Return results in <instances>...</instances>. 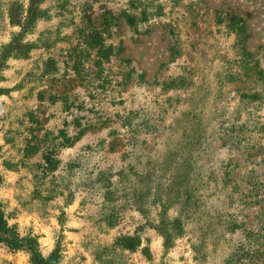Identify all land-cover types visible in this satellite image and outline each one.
Listing matches in <instances>:
<instances>
[{
    "label": "rangeland",
    "instance_id": "1",
    "mask_svg": "<svg viewBox=\"0 0 264 264\" xmlns=\"http://www.w3.org/2000/svg\"><path fill=\"white\" fill-rule=\"evenodd\" d=\"M39 7L0 63L8 224L58 264H264V0Z\"/></svg>",
    "mask_w": 264,
    "mask_h": 264
},
{
    "label": "trees",
    "instance_id": "2",
    "mask_svg": "<svg viewBox=\"0 0 264 264\" xmlns=\"http://www.w3.org/2000/svg\"><path fill=\"white\" fill-rule=\"evenodd\" d=\"M39 2L40 0H27L25 6L15 1L8 3L6 8L8 24L11 27H17V30L12 31L8 40L0 46V63H3L7 58H24L28 55L31 44L23 40V35L30 30L37 19L43 17L44 9L39 7ZM126 21L132 24L134 22L133 15L126 14ZM176 221V219L171 220L173 225ZM0 245L11 251L18 249L25 251L29 264H58L61 251L55 245L46 255L41 254L35 235L20 234L15 226L9 225L1 207Z\"/></svg>",
    "mask_w": 264,
    "mask_h": 264
}]
</instances>
